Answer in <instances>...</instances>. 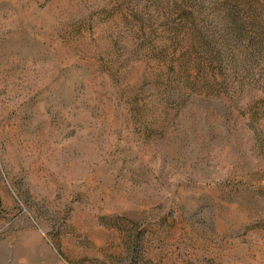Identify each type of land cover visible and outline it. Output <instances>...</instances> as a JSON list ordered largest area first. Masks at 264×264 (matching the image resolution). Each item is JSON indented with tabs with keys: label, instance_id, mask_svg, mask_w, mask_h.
Listing matches in <instances>:
<instances>
[{
	"label": "rangeland",
	"instance_id": "1",
	"mask_svg": "<svg viewBox=\"0 0 264 264\" xmlns=\"http://www.w3.org/2000/svg\"><path fill=\"white\" fill-rule=\"evenodd\" d=\"M241 1L0 0V264H264Z\"/></svg>",
	"mask_w": 264,
	"mask_h": 264
},
{
	"label": "trees",
	"instance_id": "2",
	"mask_svg": "<svg viewBox=\"0 0 264 264\" xmlns=\"http://www.w3.org/2000/svg\"><path fill=\"white\" fill-rule=\"evenodd\" d=\"M251 1L250 0H245V1H241L242 4L247 5L249 4ZM240 12V10H238ZM236 14V12L234 11V15ZM237 24V23H236ZM255 23H252V26H254ZM252 46L257 47L256 44L254 42H251ZM251 55V54H250ZM252 58V55L250 56Z\"/></svg>",
	"mask_w": 264,
	"mask_h": 264
}]
</instances>
